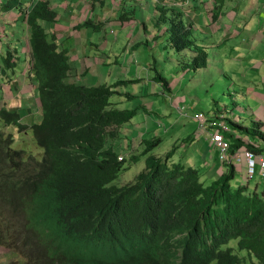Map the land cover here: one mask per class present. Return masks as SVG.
<instances>
[{
    "label": "trees",
    "instance_id": "16d2710c",
    "mask_svg": "<svg viewBox=\"0 0 264 264\" xmlns=\"http://www.w3.org/2000/svg\"><path fill=\"white\" fill-rule=\"evenodd\" d=\"M50 1H34L26 14L41 110L29 127L43 149L41 159L12 148V135L0 131V246L16 254L11 264H245L246 258L264 264V195L233 188L232 163L207 183L199 167L170 163L175 147L157 156L152 151L161 139H146L140 153L145 168L127 184L115 182L127 161L119 159L116 131L136 109L111 107L122 81H68L67 50L48 31L56 15ZM85 1L94 8L105 0ZM158 11L156 24L166 25L170 47L193 48L189 67H204L207 52L192 39L183 9ZM87 24L92 22L81 26ZM22 115L0 109V121L20 131L26 128ZM231 139L232 149L243 144ZM233 240L246 256L230 246Z\"/></svg>",
    "mask_w": 264,
    "mask_h": 264
},
{
    "label": "crops",
    "instance_id": "0c3cea01",
    "mask_svg": "<svg viewBox=\"0 0 264 264\" xmlns=\"http://www.w3.org/2000/svg\"><path fill=\"white\" fill-rule=\"evenodd\" d=\"M34 1L36 0H0V108L22 111L20 122L26 126L32 124L30 119L40 114V101L32 84L28 26L25 22L26 11ZM181 1L184 0H145L143 4L138 0H105L104 3L111 4L113 9H104L108 6L103 4V7L91 8V4L85 0H51L50 6L56 11V15L48 31L55 37L58 46L67 50L68 81L84 85H113L122 81L115 87L117 92L109 99L111 107L130 109L129 102H135L136 98L143 99L144 104L131 108L136 109L137 113L140 106L152 111L163 99V105L170 108L172 105L179 107L182 102L188 103L185 93L195 89L197 84L188 86L183 82L190 78L196 79L200 70L211 64L226 76L227 84L222 94L212 96V106L207 114H203L208 117L224 114L231 128V131L224 132L228 139L246 136L238 126L264 135V0L184 1V20L190 24L192 39L207 52L206 65L196 70L188 65L195 55L193 48L173 50L166 38V25L156 24L158 7ZM135 5H149L148 13L156 14L152 24L159 33L155 35L153 27L150 31L153 41L156 38L162 39L153 43L160 46L157 50L153 49L152 44H148L151 42L146 37L130 40V32L135 30V20L132 19L133 11L129 7ZM99 8L105 12H96ZM115 11L126 14L119 16L122 20V23L118 22L119 29L130 23L131 28L115 32L111 26V22L118 21V12ZM110 15L115 18L111 20ZM86 19L92 25L81 26ZM99 23L103 25L98 29L96 25ZM92 31L99 33V40L87 38ZM143 32L145 33L144 28ZM110 33H115L116 38L110 40ZM137 34L138 37L143 35L140 29ZM119 35H122V39L118 38ZM145 47L153 50L146 51ZM160 49L168 54L172 51L179 54L178 67L175 70L180 71L174 78L176 86L172 83L171 74L164 73L166 65L160 68L163 63L158 56ZM137 51L144 54V57L140 58ZM10 56L11 60L7 59ZM214 80L222 81V78L217 76ZM130 86L135 90H130ZM177 86L184 93L172 96L173 89ZM191 103L188 107L190 111L194 109L193 104H197L193 100ZM199 113L202 112L185 113L184 116L189 121L184 125L188 131L187 123L192 124L194 131L203 138L200 150L197 152L193 149L192 152L180 156L174 153L170 162L181 163L186 167H199L203 179L209 183L218 175L220 169L219 151L210 144L211 129L203 130L196 118L195 115ZM133 120L121 125L116 131L114 141L120 154H137L140 143L146 139L157 137L163 141L161 136H156L160 131L155 130L154 124L147 123L144 126ZM174 126L172 123L169 130ZM0 130L8 133L7 126L1 123ZM256 138L264 146V139Z\"/></svg>",
    "mask_w": 264,
    "mask_h": 264
},
{
    "label": "rangeland",
    "instance_id": "374dc122",
    "mask_svg": "<svg viewBox=\"0 0 264 264\" xmlns=\"http://www.w3.org/2000/svg\"><path fill=\"white\" fill-rule=\"evenodd\" d=\"M141 3H145V0H138ZM104 6H108L104 9H108L109 7L112 8V5L109 3H104ZM103 7V6H101ZM148 6H130L129 9L133 11V20H135L134 28L135 30L130 32V40H140V39H146L151 42L148 43L149 45L152 44L154 47V50H157L160 46L155 45L153 43L157 42L158 39L161 41V38H156L153 41V36L150 30H152V27L154 28V34L157 35L159 33V30L157 27H155L152 24V21L155 20V13H148ZM110 9V8H109ZM113 9V8H112ZM111 9V10H112ZM96 12H105V10L96 9ZM118 12V17L120 16L121 12ZM141 12V14H139ZM111 17V15H110ZM159 17V16H158ZM115 17L112 16L111 20ZM117 19V18H116ZM108 20V19H106ZM122 23V20L113 21L111 22V26L115 30L116 33H119L121 30L125 31L129 28H131L132 24L126 25L123 29H119L120 25L119 22ZM210 20L207 18V23H209ZM143 28L145 30V33L143 32ZM141 30L143 35L141 37H138V30ZM108 30V29H107ZM110 40L115 39V33H110ZM87 38L91 39H100V35L96 31H92ZM86 38V39H87ZM119 39H122V35H119ZM163 38V37H162ZM153 41V42H152ZM94 42V41H93ZM97 43L98 42H94ZM94 45H92V48ZM146 51H150L153 49H150L149 47L144 48ZM138 51L140 49H137ZM137 51V54L140 58L144 57V54H140ZM20 52V51H19ZM131 52V50H130ZM179 54L175 51L170 52L169 54L163 50L158 51V56L160 57L161 61V67L164 68V73L167 72V74H171L172 77V83L174 86H176V81L174 80L175 77L179 75V71H176L175 68L178 67L177 64V56ZM160 71V69H159ZM200 75L194 79L190 78L189 80H185L183 82L184 85L188 86H194L197 84V87L193 89L190 92H186L185 96L189 100L188 103L182 102L179 107L178 105H172V107H166L164 104V99L162 102L158 104V106H155L152 111H150L148 108H142L141 106L140 111H138L132 119H134V122H138L141 125H146L147 123H151L155 125V130L160 131V134L156 136H161L163 141H161L157 146H155L152 153L156 154L157 156H165L167 152L172 150L175 147V154L180 156L188 152H192L193 149L197 152L200 150V147L202 145V139L200 136L194 131V127L192 128V124L187 123L188 131L185 130V123L189 121V118H186L184 116L185 113H193L196 114L198 111L202 112L204 114H207L208 110H210V107L212 106L211 98L213 95L222 94L225 91V85L227 84V78L222 73H219V71L212 67L211 64L207 65L206 69L200 70ZM220 76L222 78V81H215L214 77ZM130 90H135L132 86L129 87ZM184 93V91L180 90V86H177L175 89H173L172 96H180ZM166 98V97H164ZM203 99V101L201 100ZM191 100L195 101L197 104L196 106L193 104L194 109L189 110V105H192ZM134 101V100H133ZM143 99L136 98L135 102H129L128 106L131 108H134L132 106H137L138 104H144ZM187 107V109H185ZM223 107V106H222ZM130 108V109H131ZM203 108V109H201ZM231 108V107H230ZM201 110V111H200ZM197 116V115H195ZM131 119V120H132ZM40 120V114H36L32 119H30V122L36 123ZM128 123V122H127ZM174 123V127L169 130L170 125ZM162 125V126H160ZM8 133L12 134V138L14 139L11 147L14 149H21L25 152L26 156L32 155L36 159H41V156L43 154V149L36 144L34 135L32 133V130L29 126H27L24 130L19 131L17 124H12L7 126ZM189 134L190 136H188ZM157 138V137H155ZM152 138V139H155ZM117 149V148H116ZM119 149V148H118ZM120 150V149H119ZM142 146L140 145L139 148L136 150L137 155H139L138 161L131 160V154H124L125 159V168L121 171L118 178L115 180V182L119 185H124L132 181L136 175L145 168V157L141 156ZM195 153V152H194ZM123 155V154H120ZM194 156V154H193ZM220 163V160H219ZM243 182V178L241 176V173L237 171L235 173L234 178L231 181V185L233 188H238ZM210 183V182H209ZM248 191L252 193H258L259 195H263L262 191L264 190V178H262L258 173L250 179L249 183L247 184ZM230 246L234 247L235 252L239 255H245L246 256V250H239L237 247V241L233 240L230 243ZM17 259L16 254L13 253L12 249L4 246H0V264H11L13 260ZM245 264H252L248 258L245 260Z\"/></svg>",
    "mask_w": 264,
    "mask_h": 264
},
{
    "label": "built area",
    "instance_id": "2783aa9c",
    "mask_svg": "<svg viewBox=\"0 0 264 264\" xmlns=\"http://www.w3.org/2000/svg\"><path fill=\"white\" fill-rule=\"evenodd\" d=\"M196 118L200 121L204 130L207 125L210 127V142L219 149V160L221 164L233 161L237 162L239 170L242 171L245 180L251 178L257 172L264 177V150L254 152L246 146H241L235 153H230L231 143L223 135L224 129H229L227 123L222 118H207L203 113H199ZM250 144L255 145L248 140ZM221 168V172H222Z\"/></svg>",
    "mask_w": 264,
    "mask_h": 264
},
{
    "label": "clouds",
    "instance_id": "9594fccd",
    "mask_svg": "<svg viewBox=\"0 0 264 264\" xmlns=\"http://www.w3.org/2000/svg\"><path fill=\"white\" fill-rule=\"evenodd\" d=\"M184 1H186V0H184ZM184 1H181V2H179V3H174V4H171V5H176V6H178V7H183V5H184ZM183 9V8H182ZM28 11V10H27ZM27 11H26V14H27ZM184 12V11H183ZM26 14H25V22H26ZM27 25V24H26ZM28 26V25H27ZM28 29V28H27ZM28 31V30H27ZM49 35H52V34H49ZM56 41V40H55ZM67 55H68V53H67ZM31 58V57H30ZM69 71V70H68ZM67 77H68V73H67ZM75 83V82H74ZM32 84H33V88L35 89V87H36V85H34V83L32 82ZM116 90V89H115ZM3 108V107H2ZM1 109V108H0ZM207 118H210V119H212V118H222L225 122H227V119H226V117H225V115L224 114H221V115H216V116H213V117H208V116H206ZM40 118H41V110H40ZM0 123L2 124V125H4V126H8V125H5V124H3L1 121H0ZM23 124V123H22ZM30 126V125H29ZM228 126V125H227ZM27 127V126H26ZM202 127V126H201ZM203 128V127H202ZM229 129L227 130V129H224L223 130V135H224V132H226V131H231V128L230 127H228ZM208 129H210V127H209V125H207V129L205 130V131H207ZM19 130V129H18ZM118 130V129H117ZM203 130H204V128H203ZM0 131H2V130H0ZM20 131V130H19ZM22 131V130H21ZM2 132H4V131H2ZM242 133H245L246 134V136H237V137H235V138H239V139H241L242 141H243V144L241 145V146H246L248 149H250V150H252V151H254V152H262L263 150H264V146L261 144V142H259L258 140H256L257 138V136H252V134H249V133H246V132H243V131H241ZM5 134H11V133H6V132H4ZM12 135V134H11ZM224 137H225V135H224ZM226 138V137H225ZM226 139H228V138H226ZM229 141H230V143H231V150H230V153L232 152V153H235L241 146H239L238 148H234V149H232V145H233V142H232V139L230 138V139H228ZM248 140H250L251 142H253L255 145H252V144H250L249 143V141ZM13 141H14V139H13ZM210 144H211V142H210ZM140 145L142 146V149H143V142H141L140 143ZM212 145V147H214V148H217V147H215L213 144H211ZM218 149V148H217ZM142 151V150H141ZM218 151H219V149H218ZM118 152V151H117ZM118 154H119V159L121 160V159H123L125 156L124 155H120V153L118 152ZM132 155H136V154H132ZM174 155V154H173ZM163 157V156H162ZM218 158H219V154H218ZM171 163V162H170ZM228 163H232L233 165H234V168H235V172H237V171H239L240 173H241V176H242V178H243V182H242V184L241 185H244V186H247V184L249 183V181H250V179L251 178H253L256 174H254L251 178H249V179H247V180H245L244 179V177H243V173H242V171L241 170H239V167H238V165H237V162L233 159V161H230V162H226L224 165L223 164H221V162H220V169H219V171H218V175L219 174H222L224 171H226L227 169H226V165L228 164ZM221 168H222V172H221ZM259 174V173H258ZM260 175V174H259ZM261 176V175H260ZM262 178H264L263 176H261ZM249 193H252V192H250V191H248ZM262 193H263V195H264V190L262 191Z\"/></svg>",
    "mask_w": 264,
    "mask_h": 264
}]
</instances>
